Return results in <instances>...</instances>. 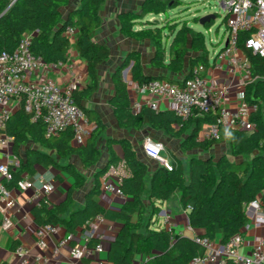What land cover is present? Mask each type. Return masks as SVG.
Segmentation results:
<instances>
[{
  "label": "trees",
  "instance_id": "1",
  "mask_svg": "<svg viewBox=\"0 0 264 264\" xmlns=\"http://www.w3.org/2000/svg\"><path fill=\"white\" fill-rule=\"evenodd\" d=\"M70 0H0V54L13 52L26 34H31L30 50L41 56L47 63H63L68 59L72 46L87 64L88 83L76 88L73 99L84 110L89 122L96 126L85 144H73V132L68 129L58 136L47 137L41 120H32L23 104L10 114L2 133L12 139L13 152L21 160L17 169H12V178L5 185L12 189L23 179L24 174L34 175L36 166L54 167L74 179L67 197L59 204L42 200L40 206L32 209L38 226H62L70 234L84 231L97 215L121 223L116 237L110 242L108 261L111 264H132L137 254L150 257L145 264H190L192 258L203 253L202 247L193 238L174 235L171 230L154 229L150 221L146 225V208L143 199H149L152 215L158 209L156 202L169 200L175 193H181L180 201L185 208H191L189 223L194 229H203V237L212 241L220 239L225 244L232 236L241 233L248 222L244 205L257 200L264 209V58L245 46L249 32L238 35L237 46L246 55L252 80L245 86L244 101L255 105L252 114V130L220 128L219 138L200 140L198 134L203 124L216 121L215 114H197L188 121L178 118L173 111L159 112L143 105L133 112L127 82L123 70L133 62L129 76L133 82L143 84L152 78L143 71L141 59L136 53H129L112 76L114 95L110 100L114 116L122 128L140 130L145 125L160 129L172 137H184L181 148L184 151L208 150L216 142L228 143L231 155L240 160L222 156L213 162L191 156L187 165V178L180 160H174L172 169L158 167L149 175L148 166L138 159L129 141L120 140L124 149L123 160L130 175L119 186L127 198L121 210L104 208L98 199L101 189L100 177L109 166L116 162L112 158L107 166L96 173L93 190L86 197L82 208L69 211L72 194L84 185V176L72 164H60L59 158L76 156L84 168L92 166L99 157L95 139L102 131L103 124L84 107L99 87L98 66L110 55L105 44L94 41L100 25L99 11L106 0H80L78 8L62 20L61 9ZM183 0H145L140 13L124 12L119 16L121 33L136 41L150 40L154 46L151 65L173 75L171 82L181 83L191 77L198 65L208 66L209 49L203 31L193 29L190 20L183 16L170 15V11L183 4ZM148 15L164 16L163 22L145 20ZM201 17L191 22L199 23ZM145 20V22H142ZM226 25L227 17L222 20ZM144 26L140 30L136 26ZM200 24V23H199ZM213 20L205 21L208 30ZM68 27H75V41L72 43L64 34ZM180 75V77H178ZM21 148H25L21 155ZM150 178L149 186L146 187ZM151 215V216H152ZM134 216L137 220L134 221ZM100 240L92 238L89 245L95 246ZM151 262V263H150Z\"/></svg>",
  "mask_w": 264,
  "mask_h": 264
},
{
  "label": "crops",
  "instance_id": "2",
  "mask_svg": "<svg viewBox=\"0 0 264 264\" xmlns=\"http://www.w3.org/2000/svg\"><path fill=\"white\" fill-rule=\"evenodd\" d=\"M144 1L145 0H106L99 11L100 25L94 36V41L107 45L110 49V55L98 66L99 87L97 91L88 102L83 104L84 107L91 112L93 119L95 117L103 124L102 131L95 139V146L99 151V157L92 166L84 168L80 159L76 156H70L68 158L54 156L60 164H72L76 170L84 176V185L75 189L72 194V202L69 206V211L84 206L87 195L93 190L96 173L105 168L112 158H115L116 162L111 165L124 161V149L120 143L122 139L129 141L138 159L147 164L150 177L160 166L155 161L148 159L144 154L143 143L147 138L163 142L167 149L164 151V156L167 157L171 163H173L174 160H180L185 170L186 165L183 160V154H188L189 151L182 150L181 141L186 134L182 137L175 138L165 131L154 129L149 125H145L140 130L122 128L118 125L113 108L110 104V100L114 95L112 76L115 70L119 68L126 59V56L131 52L139 55L146 76L160 80H169V78L175 76L165 70L156 69L151 65L154 56V46L150 40L136 41L124 36L120 31V14L124 12L140 13ZM79 5L80 0H70L68 6L61 9L62 20L67 19L70 12L78 8ZM145 20H142V22H145ZM143 27L144 26L138 24L136 29L140 30ZM74 41L75 39L71 42L74 43ZM217 42L218 45L213 47L209 52L208 66L204 75L208 83L214 87H227L228 93L221 97V105L231 111H235L244 101L245 85H243L242 82L246 78V73L239 65L231 64L228 60L230 58H242L245 56V53L241 49L237 51L233 50L224 59L218 58V54L228 46V31L226 25L223 36L220 37ZM132 64L133 62L123 70V72L128 70L126 78H123L127 82L131 108H133L134 103H139L141 106H149L151 103H155V109L159 112L172 111V104L168 98L156 97L138 89L139 84L133 82L129 76ZM178 77H180V75H178ZM30 79L34 81L49 79L62 87L69 83H74L78 89H82L88 83L87 64L79 56L74 46H72L66 62L59 63L55 68H41L38 72L31 73ZM20 106L21 103L18 100L11 99L5 103L4 109H7L10 114H12L20 108ZM205 125L206 124H203L198 134L200 140H203V127ZM95 126L96 122L93 120L89 126L90 136L88 139L92 136ZM73 144L75 143L73 142ZM208 150L218 153L216 160L222 156H226L231 160L241 159L239 157L234 158L231 155L230 147L225 141L216 142V144ZM20 153L24 155L25 148H21ZM13 155L15 154L13 152L12 140L9 141L6 146L0 147L1 159H5L6 156L12 157ZM200 158L208 159L209 156ZM102 176L100 177V182L102 181ZM187 176L185 175L186 178ZM23 178L33 180L37 186H39L40 178L50 181L55 188L47 197L51 204H59L64 201L70 188L74 184V179L69 174L51 166L44 167L37 165L34 175L24 174ZM149 180L150 178L146 184L147 188L149 186ZM109 181L114 185L119 184V179L116 176H111ZM12 195L15 198L16 206L12 215L13 226L10 229L4 230L1 227L2 216L0 215V264H22V258L16 253V249L20 246L28 249L30 252L28 264H32L33 257L36 255L47 256L54 264H111L108 261V251L110 242L116 237L121 228L120 222L108 220L104 217V222L100 224L97 231L98 239L103 244V250L101 252L94 251L90 256L84 257L81 260H76L71 257L70 250L72 247L83 244L82 235L84 231L80 230L75 234H70L64 227L57 226V230L54 233H49L44 237L45 247L41 248L38 246L34 236L38 225L34 221L32 209L38 206L42 197H39V199H36L33 203H29L28 199L34 195V190L20 191L15 187L12 188ZM180 197L181 193L177 192L167 201L161 203L156 202L155 207H157L158 211L154 215H152L151 212L152 207L149 199L144 197L143 202L146 208L144 223L147 225L150 221V226L152 228L171 230L174 235L189 238H193L195 235H203V229H194L190 226L189 213L191 208H185L181 204ZM98 199L99 203L104 208L112 211H119L127 198L124 194L120 196L115 192L100 190ZM136 220L137 216H134V221ZM241 236L242 242L237 248V251L242 256H249L258 245V242L264 240V225H257L253 220L248 219L247 224L241 231ZM62 240H65L66 244L59 247L57 254H53V249L57 247ZM213 242L216 247L221 244L219 238ZM148 261H150V257L137 254L132 264H145Z\"/></svg>",
  "mask_w": 264,
  "mask_h": 264
},
{
  "label": "built area",
  "instance_id": "3",
  "mask_svg": "<svg viewBox=\"0 0 264 264\" xmlns=\"http://www.w3.org/2000/svg\"><path fill=\"white\" fill-rule=\"evenodd\" d=\"M219 4L227 17L228 46L218 54V58L224 59L231 51L240 49L237 46V39L241 32H249L245 46L264 58V0H219ZM75 33V27H68L64 32L70 41L75 39ZM31 36V34L23 36L13 52L4 51L0 54V147L6 146L12 140L2 133L10 116L4 105L11 99L23 104L25 111L31 114L32 120H41L47 137L58 136L71 129L73 142L76 145L85 144L90 136V122L84 110L74 102L73 92L77 88L76 84L69 83L62 87L49 79L44 81L30 79L31 73L38 72L41 68H55L59 64L47 63L43 57L34 55L30 50ZM228 61L239 65L245 71L246 78L242 83L246 86L252 80L246 55L242 58H230ZM205 71L203 65H198L192 70L191 77L181 83L152 79L139 84L138 89L156 97L168 98L172 104L171 110L183 121H188L197 114H215V123L203 127V140L218 139L220 128L252 130L254 123L251 117L256 106L243 101L235 111L223 107L221 97L228 93V89L209 84L204 75ZM149 106L156 108L155 103ZM141 107L139 103H134L132 109L138 112ZM143 151L148 159L155 161L159 166L167 170L172 169V163L164 156L163 142L147 138L143 143ZM20 163L21 160L16 155L0 158V215L1 227L4 230L13 226L12 215L16 206L12 189L8 188L5 182L12 178L11 170L17 169ZM129 175L130 170L125 161L111 165L102 176L101 189L123 196L119 186ZM111 176L118 177L119 184L110 183ZM15 188L20 191L34 190V195L28 199L29 203H33L39 197L48 200V195L55 189L50 181L43 178L39 179V186L33 180L23 178L17 182ZM40 204L41 202L38 206ZM244 209L248 219L253 220L257 225H264V209L257 200L245 204ZM102 222H104L103 215H97L89 222L88 228L82 235L83 244L70 250L73 259L81 260L94 251L103 250L101 242L95 246L89 245L92 238H98L97 231ZM56 230L57 226L53 225L38 226L34 234L38 246L44 248V237ZM193 239L202 247L203 253L192 258L190 264H264V240L258 242L249 256H242L237 251L242 242L241 233L232 236L225 244L221 243L217 247L207 237L195 235ZM64 244H66L65 240L60 241L53 249V254H57L59 247ZM16 253L22 258V264L29 263L28 249L20 246L16 249ZM32 264H54V262L47 256L36 255Z\"/></svg>",
  "mask_w": 264,
  "mask_h": 264
},
{
  "label": "rangeland",
  "instance_id": "4",
  "mask_svg": "<svg viewBox=\"0 0 264 264\" xmlns=\"http://www.w3.org/2000/svg\"><path fill=\"white\" fill-rule=\"evenodd\" d=\"M182 6L173 9L170 11V15L176 16L180 15L184 18H187L190 20V26L195 30L203 31L206 37V43L209 49V52L213 47L218 45V39L223 36L225 32V24H223L222 20L225 17V13L223 12L222 8L220 7L219 0H183ZM208 14L215 15V18H212L211 20L214 21L213 26L206 30L203 25L199 23L191 22V20L195 17H205ZM148 20H156L159 22L164 21V16H153L148 15L146 17ZM226 143V142H225ZM216 144V143H215ZM165 150L166 147H165ZM211 154V155H210ZM218 153L212 152V150H192L189 151L188 154H183V160L185 162V165L187 167L189 158L191 156H200V157H208L215 162L216 157ZM185 167L184 173L187 176V168Z\"/></svg>",
  "mask_w": 264,
  "mask_h": 264
},
{
  "label": "water",
  "instance_id": "5",
  "mask_svg": "<svg viewBox=\"0 0 264 264\" xmlns=\"http://www.w3.org/2000/svg\"><path fill=\"white\" fill-rule=\"evenodd\" d=\"M212 18H215V15H213V14H208V15H206L205 17H202V18L200 19V22H199V23H200L201 25H203L205 21H209V20L212 19ZM127 71H128V70H125V71L123 72V77H124V78H126Z\"/></svg>",
  "mask_w": 264,
  "mask_h": 264
}]
</instances>
